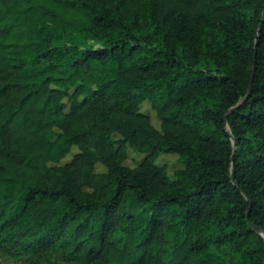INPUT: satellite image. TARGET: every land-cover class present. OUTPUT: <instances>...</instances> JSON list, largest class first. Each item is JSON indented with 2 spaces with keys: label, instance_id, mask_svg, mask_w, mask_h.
I'll return each instance as SVG.
<instances>
[{
  "label": "trees",
  "instance_id": "obj_1",
  "mask_svg": "<svg viewBox=\"0 0 264 264\" xmlns=\"http://www.w3.org/2000/svg\"><path fill=\"white\" fill-rule=\"evenodd\" d=\"M251 224L264 235V0H0V256L264 264Z\"/></svg>",
  "mask_w": 264,
  "mask_h": 264
},
{
  "label": "rangeland",
  "instance_id": "obj_2",
  "mask_svg": "<svg viewBox=\"0 0 264 264\" xmlns=\"http://www.w3.org/2000/svg\"><path fill=\"white\" fill-rule=\"evenodd\" d=\"M66 104V100L63 101ZM139 112L147 114L150 117L151 125L158 129L159 123L156 119L155 113L150 109L149 103L144 101L139 105ZM113 141L118 140V137L115 136L112 139ZM79 153V148L77 146H72L69 152L58 162V163H50V167L55 169H60L65 167L66 165L71 164L74 157ZM145 154L138 153L131 148H127L126 157L122 162V165L134 168L140 164ZM156 164L160 167H163L166 171L167 176L172 177L173 172L180 167L178 162V157L173 154H162L156 160ZM95 173L101 174L106 172V167L101 163L97 162L93 168ZM60 175V173H57ZM0 264H23L21 260L15 257L9 256H0Z\"/></svg>",
  "mask_w": 264,
  "mask_h": 264
},
{
  "label": "water",
  "instance_id": "obj_3",
  "mask_svg": "<svg viewBox=\"0 0 264 264\" xmlns=\"http://www.w3.org/2000/svg\"><path fill=\"white\" fill-rule=\"evenodd\" d=\"M240 103H241V102H240ZM240 103H239V104H240ZM239 104H238V105H239ZM238 105H237V106H238ZM237 106H236V107H237ZM236 107L232 108V109L230 110V112L233 111ZM233 146L235 147V143H234V142H233ZM251 226H252V228H253L254 230H256L257 232H260V230H259L256 226H254L253 224H251ZM260 234H262V233L260 232ZM262 236L264 237L263 234H262Z\"/></svg>",
  "mask_w": 264,
  "mask_h": 264
}]
</instances>
